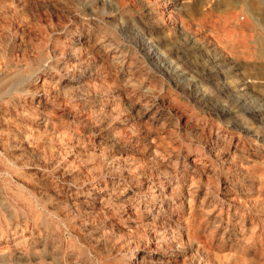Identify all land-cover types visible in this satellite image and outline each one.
<instances>
[{"label": "rangeland", "instance_id": "374dc122", "mask_svg": "<svg viewBox=\"0 0 264 264\" xmlns=\"http://www.w3.org/2000/svg\"><path fill=\"white\" fill-rule=\"evenodd\" d=\"M16 70L0 264H264V0H0Z\"/></svg>", "mask_w": 264, "mask_h": 264}, {"label": "bare ground", "instance_id": "6f19581e", "mask_svg": "<svg viewBox=\"0 0 264 264\" xmlns=\"http://www.w3.org/2000/svg\"><path fill=\"white\" fill-rule=\"evenodd\" d=\"M180 4V3H179ZM156 6V5H155ZM96 7V6H95ZM72 17V16H71ZM96 18V17H95ZM81 24V23H80ZM76 37H77V35H76ZM75 40H80V39H75ZM98 40V39H97ZM74 41V40H73ZM127 47V46H126ZM83 49V48H82ZM115 50V49H114ZM136 52V51H135ZM19 54V53H18ZM122 54V53H121ZM31 56V55H30ZM113 56H115V55H113ZM130 58V57H129ZM44 59H46V58H44ZM44 59H42L43 61H44V65H42V67L44 66H46V64L49 62L48 60H44ZM51 61V60H50ZM40 62V61H39ZM105 62V61H104ZM145 62V61H144ZM49 64H51L50 62L48 63V65ZM39 66H41V64H38ZM37 65V66H38ZM52 65V64H51ZM39 66L37 67V69H39ZM41 68V67H40ZM35 70V69H34ZM111 70V69H110ZM7 71V70H6ZM36 72V71H35ZM38 73V72H37ZM33 75H34V73H33ZM7 76V75H6ZM201 76V75H200ZM1 78H3V77H1ZM29 79V78H28ZM2 80H6V81H8V83H9V85L7 86V87H0V98H2V97H4L5 95H8V94H10V91H11V87H13V86H17V85H19V86H22L23 84H25V82H26V78L24 77V75H23V72L21 71V70H16L15 72H13L12 74H10L9 76H7L6 78H4V79H1L0 80V82L2 81ZM117 83V82H116ZM212 85V84H211ZM23 87V86H22ZM122 87V86H121ZM18 91V90H17ZM12 92V91H11ZM243 92V91H242ZM20 93V92H19ZM136 96V95H135ZM53 107V106H52ZM17 115V114H16ZM5 118V117H4ZM59 118V117H58ZM252 126H249V127H246V130L250 133V132H253V130H252ZM162 131V130H161ZM2 134V133H1ZM258 134V133H257ZM126 138V137H125ZM137 143V142H136ZM218 144V143H217ZM40 146V145H39ZM40 178V177H39ZM174 186V185H173ZM96 187V186H95ZM125 187V186H124ZM175 187V186H174ZM172 189V188H171ZM174 189V188H173ZM158 200V199H157ZM119 201V200H118ZM76 203V202H75ZM174 205V204H173ZM81 206V205H80ZM122 207V206H121ZM27 217V216H26ZM163 230V229H162ZM150 232V231H149ZM17 240V239H16ZM12 243V242H11ZM14 251V250H13ZM158 257V256H157Z\"/></svg>", "mask_w": 264, "mask_h": 264}]
</instances>
